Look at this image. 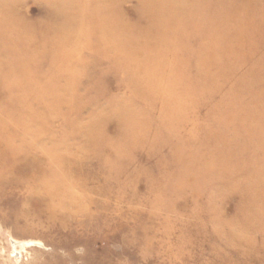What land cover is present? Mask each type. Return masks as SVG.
I'll return each mask as SVG.
<instances>
[{"label":"rangeland","instance_id":"obj_1","mask_svg":"<svg viewBox=\"0 0 264 264\" xmlns=\"http://www.w3.org/2000/svg\"><path fill=\"white\" fill-rule=\"evenodd\" d=\"M0 264H264V0H0Z\"/></svg>","mask_w":264,"mask_h":264},{"label":"bare ground","instance_id":"obj_2","mask_svg":"<svg viewBox=\"0 0 264 264\" xmlns=\"http://www.w3.org/2000/svg\"><path fill=\"white\" fill-rule=\"evenodd\" d=\"M14 245L15 247H18V248H22V249H25V247H28L29 245H31L30 242H14Z\"/></svg>","mask_w":264,"mask_h":264}]
</instances>
